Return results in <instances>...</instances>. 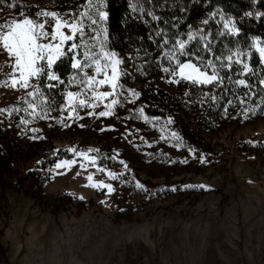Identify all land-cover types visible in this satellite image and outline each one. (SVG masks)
<instances>
[{
    "label": "rangeland",
    "instance_id": "rangeland-1",
    "mask_svg": "<svg viewBox=\"0 0 264 264\" xmlns=\"http://www.w3.org/2000/svg\"><path fill=\"white\" fill-rule=\"evenodd\" d=\"M26 1L41 8L38 12H56L61 20L80 23L83 35L76 33L62 51L72 50L73 64L79 61L81 68L70 78L63 110L48 114L39 99L43 80L49 78L44 73L61 78L46 68L29 79L27 88L19 83L12 87L7 73L18 79L19 72L15 58L0 43V113L12 139L21 143L12 180L0 200V264H264V113L247 118L232 111L218 130H204L211 149L198 153L176 140V115L160 118L144 111L139 87L143 81L137 79L138 71H145L142 58L108 49L93 19L87 21L82 12H60L54 7L59 0ZM221 14L225 22H232L230 28L233 24L237 28L233 16ZM25 16L46 22L44 30L52 33L54 18L48 24L47 17L0 2V23ZM61 30L73 35L68 27ZM41 42H50V37ZM72 44L77 48L73 50ZM255 44L264 47L258 37ZM102 48L115 56L106 58ZM97 58L107 65L100 73L93 64ZM171 59L177 62L174 55ZM189 62L200 68L192 60L174 68L162 63L166 74L151 83L177 92L188 80L180 75V65ZM113 65L115 89L111 84L87 87L89 76L102 80L107 72L111 77ZM69 92L79 95L70 100ZM94 92L112 94L98 99ZM80 100L86 103L81 105ZM41 137L64 146L73 156L49 167L51 178L43 198L37 199L28 192L29 171H44L35 145ZM103 154L112 168L98 164ZM159 154L167 159L160 161ZM127 169L154 184L166 183L172 191L158 194L154 187L146 189L129 180L115 185ZM61 192L93 202L84 204L70 195L67 208L54 213L53 203Z\"/></svg>",
    "mask_w": 264,
    "mask_h": 264
},
{
    "label": "trees",
    "instance_id": "trees-1",
    "mask_svg": "<svg viewBox=\"0 0 264 264\" xmlns=\"http://www.w3.org/2000/svg\"><path fill=\"white\" fill-rule=\"evenodd\" d=\"M1 3L14 4L16 9L29 15L41 10L26 0H2ZM45 7L51 9L49 5ZM54 7L69 14L85 13V19H93L99 27L108 49L126 56L130 51L137 59L142 58L145 71H138L137 79L143 81L139 87L144 111L160 118L176 115V140L188 143L198 153L211 149L204 130H218L232 111L247 118H257L264 113V62L257 47L253 46L256 37L264 44V0H59ZM99 11L107 12V19L101 20ZM221 11L234 17L238 33L230 32V27L224 28L225 17ZM47 22L51 24L52 19L47 17ZM189 35L193 39L189 40ZM180 42L185 43L183 49L179 47ZM237 51L245 54L239 63L236 62ZM64 53L51 67L61 80H43L40 106L48 114L63 110L67 89L71 87L69 81L76 71L72 66L73 51L67 47ZM171 55L177 59L175 64ZM230 55L232 61L227 60ZM187 60L215 73L218 79L211 83L184 80L175 93L151 83L155 76L166 74L162 63L174 68ZM229 63L231 67H228ZM241 80L245 83L240 84ZM190 122L196 126L192 127ZM20 144L12 139L0 113V200L11 179L13 161L21 153ZM35 145L45 173L37 169L29 171L32 187L28 192L42 199L44 186L51 178L49 167L59 159L73 156V153L64 146L51 144L44 137ZM159 155L160 161L167 159V156ZM97 162L113 167L104 154ZM127 180L140 182L146 189L154 187L158 194L172 191L166 183L154 184L131 169L118 175L115 185L123 186ZM70 195L84 204L93 202V199L81 200L74 192H61L53 203L54 213L67 208L66 200H70ZM118 214L124 216L121 211Z\"/></svg>",
    "mask_w": 264,
    "mask_h": 264
},
{
    "label": "snow or ice",
    "instance_id": "snow-or-ice-1",
    "mask_svg": "<svg viewBox=\"0 0 264 264\" xmlns=\"http://www.w3.org/2000/svg\"><path fill=\"white\" fill-rule=\"evenodd\" d=\"M2 2V0H0ZM16 6V5H12ZM99 17L101 20L107 19L108 13L107 12H98ZM37 16H44V17H52L55 19V26L51 34L45 31V23L46 22H37L30 18V16H25L20 20L13 19L10 22L0 23V43L3 45V49L7 51V53L15 58L14 61V69L15 71L19 72V78L17 79L16 76L9 72V75L12 78L11 86L15 87L17 83L20 84L21 87L27 88L29 86V79L34 76H38L44 69H50L52 64L57 60L60 56L64 55L65 53L62 51V46L66 41L72 40L76 33H80L83 35L82 28L78 21L69 22L67 20H61L56 12H37ZM250 15V13H249ZM83 16V14H82ZM94 23V22H93ZM232 24L231 21H227L224 23V28L229 29V25ZM62 27H68L72 30L73 35L69 36L66 35L61 29ZM232 33H238L239 29L235 27L233 24L231 29H229ZM48 43H42L43 40H49ZM189 40L193 39L191 35L188 37ZM59 40V43H53L54 41ZM257 47V51L259 52L260 57L264 58V47H258L257 45H253ZM180 49L185 47L184 42L179 43ZM71 48L74 50L77 48L76 44H72ZM102 54L106 57L111 59L112 56H115V53H105ZM87 55V53L85 54ZM245 54L242 51H237L236 62H240V57L244 56ZM233 57L230 55L227 57L228 61H232ZM40 61H46L45 64L37 66ZM115 63H119V61H115ZM209 66H211V61L208 62ZM93 64L95 65L96 72L100 73L104 71V67L107 65L102 66L100 59H94ZM74 68H81V64L79 61H76L75 64L72 65ZM228 67H231L229 63ZM245 68L247 66L245 65ZM112 76L109 77L107 72H105V78L102 80H96L95 77L89 76L87 81V87L92 88L94 84L103 85V84H111L112 88L115 89V79H116V69L114 65L112 66ZM49 79L56 80L58 79L57 76L54 74H49L48 72L44 73ZM180 75L182 77L187 78L188 80L192 81H199L200 83H211L214 80H217L218 77L213 74L211 76L208 75L207 71H201L195 64L189 62L180 65ZM240 84H244L245 81H239ZM264 83V81H262ZM98 99L102 97H106L111 95L110 92H103V93H93ZM29 95H32L30 93ZM78 93L69 92L68 96L69 99L72 100L74 97L78 96ZM81 105H84L86 102L84 100H80L79 102ZM115 103V101H113ZM95 106V105H93ZM35 107V105H32ZM109 112H101L99 115L105 116L109 115ZM61 165H57L60 167ZM91 180L92 178L89 177ZM109 191H112L111 186H107ZM200 187H203L201 185Z\"/></svg>",
    "mask_w": 264,
    "mask_h": 264
}]
</instances>
